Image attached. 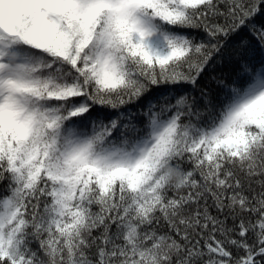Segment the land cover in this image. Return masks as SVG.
Listing matches in <instances>:
<instances>
[{
  "label": "snow or ice",
  "instance_id": "6c2138e0",
  "mask_svg": "<svg viewBox=\"0 0 264 264\" xmlns=\"http://www.w3.org/2000/svg\"><path fill=\"white\" fill-rule=\"evenodd\" d=\"M0 264H264V0H0Z\"/></svg>",
  "mask_w": 264,
  "mask_h": 264
}]
</instances>
